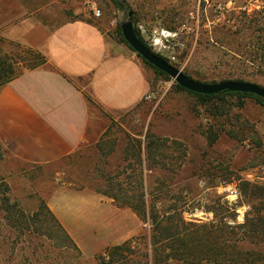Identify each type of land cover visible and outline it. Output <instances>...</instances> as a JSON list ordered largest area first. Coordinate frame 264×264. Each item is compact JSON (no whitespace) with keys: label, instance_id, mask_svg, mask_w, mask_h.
Listing matches in <instances>:
<instances>
[{"label":"rangeland","instance_id":"obj_1","mask_svg":"<svg viewBox=\"0 0 264 264\" xmlns=\"http://www.w3.org/2000/svg\"><path fill=\"white\" fill-rule=\"evenodd\" d=\"M118 1L122 8L112 0H67L59 22L85 18L117 38L131 10L146 44L185 74L204 82L242 77L264 86V0ZM44 62L41 50L0 38V85ZM149 71L139 105L124 113L99 111L97 137L71 158L64 181L115 193L121 201L143 196L181 210L188 221L209 224L211 264H227L226 255L229 264H264V223L255 218L264 217V99L200 97ZM148 135L152 142L145 148ZM45 173L0 143V264H99L104 249L82 251L43 208L55 185ZM229 186L237 190L233 204L225 198ZM39 207L37 218L25 220ZM18 209L26 223H15ZM132 228V260H144L149 224L134 220Z\"/></svg>","mask_w":264,"mask_h":264},{"label":"crops","instance_id":"obj_2","mask_svg":"<svg viewBox=\"0 0 264 264\" xmlns=\"http://www.w3.org/2000/svg\"><path fill=\"white\" fill-rule=\"evenodd\" d=\"M66 2L0 0V38L45 54L44 63L0 85V143L30 168L47 169L55 184L47 207L90 254L131 238L140 218L102 192L64 181L65 169L96 139L99 111L124 113L141 103L150 71L135 51L92 21L59 22Z\"/></svg>","mask_w":264,"mask_h":264},{"label":"trees","instance_id":"obj_3","mask_svg":"<svg viewBox=\"0 0 264 264\" xmlns=\"http://www.w3.org/2000/svg\"><path fill=\"white\" fill-rule=\"evenodd\" d=\"M112 1L115 6H117L118 8H122L123 5L118 0H112ZM132 14L134 13L132 12ZM263 26H264V22H263ZM259 28H262V26ZM134 29L139 39L148 48H150L146 44V42L141 38L138 30L136 28ZM234 33H237V30H234ZM116 35L119 36L117 37L119 41H124L126 45L130 49H132L128 45V43L124 40L119 26H117ZM231 52L233 55H239L236 50H232ZM155 53L159 57L167 60L159 53L157 52ZM137 55L141 57L138 53ZM141 59L147 66L152 67L155 70H157L160 74H163L164 76L169 77L165 72L149 64L142 57ZM223 79L224 80L231 79V80L245 81L242 77L223 78ZM195 80L202 81L199 78H196ZM209 82H216V81L210 80ZM176 86L180 89L186 90L188 92L194 93L200 97H205V98H211L215 96L217 97V96H222L226 94H236L240 96L258 97L257 95L249 93V92L230 91V90H223L217 93L204 94V93H198V92L185 89L184 87L180 86L177 83H176ZM150 137H151L150 135L146 136L147 144L145 145V148L146 146L148 148V146L151 145L152 140L150 139ZM211 139H209V142L211 141ZM102 193L112 197L117 205L127 206L131 208L132 211L135 212V214L140 218L142 222H146L149 224L148 238H147L149 252L145 253L144 260L142 259L136 260L135 258H133L132 260V257H133L132 248L133 247L131 244H133V241H135L137 237L136 238L131 237L119 244L107 246L103 250V252L100 253V255L98 256L99 264H166L170 260L180 261L183 264H211L212 263L211 255H210L211 246L209 242V235L211 232V228L209 224L188 221L184 218L181 210H177L175 207L165 208L162 205L158 206L157 202H155L154 205L147 203L143 196L136 201H130L128 198L126 199V201H121L120 198L115 193L113 194L109 192H102ZM43 208L46 210L47 214L53 219L58 230L61 233H63L65 236H67V233L65 232V230L63 229L59 221L52 214V212L45 206ZM41 210H42L41 207H39L36 211H34L30 215V217L26 218L25 220L28 221V220H31V218L32 219L37 218ZM16 214L19 217L18 216L15 217V223L17 222L18 224L19 223L22 224V223L27 222L25 220H22L23 218L26 217L22 210L18 209V212H16ZM255 218L257 221L264 223L263 215L256 216ZM226 227L232 229V227L229 225H226ZM249 230L253 232L256 231L255 227H250ZM231 247L235 248L234 246H231ZM134 255H136V252ZM225 258L228 260L226 261V263L229 264V261H230L229 255L228 257L226 255ZM252 261L250 262L246 261V262H248L247 264H251ZM246 262H243V264Z\"/></svg>","mask_w":264,"mask_h":264},{"label":"water","instance_id":"obj_4","mask_svg":"<svg viewBox=\"0 0 264 264\" xmlns=\"http://www.w3.org/2000/svg\"><path fill=\"white\" fill-rule=\"evenodd\" d=\"M120 29L123 38L136 53L149 64L165 72L185 89L204 94L217 93L223 90L242 91L255 94L264 99V86L253 82L231 79L217 82H202L187 76L182 70L159 57L139 39L133 26L131 10L127 11V17L121 22Z\"/></svg>","mask_w":264,"mask_h":264},{"label":"built area","instance_id":"obj_5","mask_svg":"<svg viewBox=\"0 0 264 264\" xmlns=\"http://www.w3.org/2000/svg\"><path fill=\"white\" fill-rule=\"evenodd\" d=\"M92 13L94 16H99L100 15V9L93 5L92 6ZM225 198L227 199L229 204H233V202H236V200H237V190L235 188L229 186V188L227 189V193L225 195Z\"/></svg>","mask_w":264,"mask_h":264}]
</instances>
